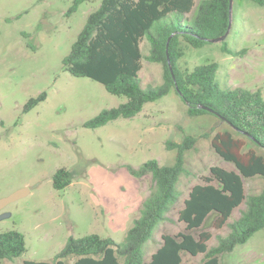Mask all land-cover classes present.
Wrapping results in <instances>:
<instances>
[{
	"label": "rangeland",
	"instance_id": "obj_1",
	"mask_svg": "<svg viewBox=\"0 0 264 264\" xmlns=\"http://www.w3.org/2000/svg\"><path fill=\"white\" fill-rule=\"evenodd\" d=\"M100 1L81 2L67 13L73 0H0V198L27 189L24 196L0 209V215L9 213L0 218V232H21L26 247L23 254L2 264L52 261L69 237L90 233L123 241L153 184L149 174L135 177L127 166L137 168L151 158L172 164L175 150L167 149L168 139L179 142L191 134L197 141L185 154L189 173L180 176L179 199L144 245L145 260L163 234L185 230L178 210L191 187L204 183L209 167L236 170L211 146V137L226 123L211 114L188 115L186 104L173 89L145 103L131 118L120 117L96 128L83 125L102 109L126 101L98 81L70 74L62 65L87 15ZM194 1L196 5L199 0ZM223 43L239 53H226ZM149 47L144 37L143 55ZM182 47V69L216 62L222 87L259 89L264 98V6L232 0L230 27L222 40L201 48ZM139 77L143 87L162 83L161 64L142 58ZM41 92L45 98L24 110L27 100ZM60 167L69 169L73 178L66 187L55 189L52 175ZM263 187V176L244 179L246 194ZM244 207H237L228 221L239 217ZM214 218L211 213L200 228L211 233L208 247L217 244V235L229 232L227 225L215 228ZM183 257L184 264H198L202 254ZM219 264H264V228L222 254Z\"/></svg>",
	"mask_w": 264,
	"mask_h": 264
},
{
	"label": "trees",
	"instance_id": "obj_2",
	"mask_svg": "<svg viewBox=\"0 0 264 264\" xmlns=\"http://www.w3.org/2000/svg\"><path fill=\"white\" fill-rule=\"evenodd\" d=\"M90 0H73L67 13L78 4ZM264 6V0H248ZM230 0H101L91 11L62 58L63 67L74 76H86L101 83L106 91L123 95L126 101L102 109L85 121L87 128H96L117 118H131L143 105L167 95L172 89L186 104L187 114H211L226 123L211 137V146L236 170L209 167L204 183L194 184L178 219L185 230L163 234L161 242L148 260L144 245L153 236L158 224L167 219V212L180 196L178 182L182 173H189L185 154L194 148L197 138L185 134L181 141L166 140L167 149L175 150L172 164L157 159L144 161L139 167L127 166L135 177L149 174L152 187L143 200L139 215L133 219L124 239L90 233L69 237L52 261L24 259V264H184V254H202L198 264H219L220 256L236 245L245 243L264 228V187L258 193L246 194L244 179L264 177V98L259 89L222 87L216 78L218 64L207 62L182 69L179 59L182 45L201 48L209 39L222 36L230 24ZM190 12L191 15H187ZM146 37L149 52L142 54L140 43ZM222 50L236 55L225 43ZM142 58L162 66V83L143 87L139 77ZM45 98L41 92L31 97L23 109L29 110ZM69 169L60 167L52 175V186L62 189L72 181ZM244 204L240 215L228 221L233 211ZM215 213L213 226L229 227L226 235H217V244L210 247L211 233L200 230L205 219ZM196 230H199L195 233ZM26 251L24 236L17 230L0 232V264Z\"/></svg>",
	"mask_w": 264,
	"mask_h": 264
},
{
	"label": "water",
	"instance_id": "obj_3",
	"mask_svg": "<svg viewBox=\"0 0 264 264\" xmlns=\"http://www.w3.org/2000/svg\"><path fill=\"white\" fill-rule=\"evenodd\" d=\"M231 1L232 0H230V4H229V11L230 12H231ZM229 27H230V24H229ZM229 27H228L227 31L222 36L209 39V41L215 42V41L222 40L226 36V34L228 33ZM25 193H27V189L26 188H20V189L15 190L14 192L9 194L8 196L0 198V209L3 206H5L6 204H8L12 201H15V200L19 199L20 197L24 196ZM8 215H9V213H3L0 215V218L8 216Z\"/></svg>",
	"mask_w": 264,
	"mask_h": 264
}]
</instances>
